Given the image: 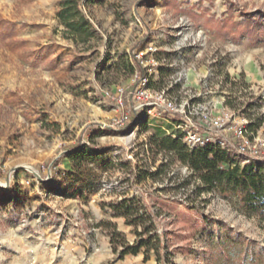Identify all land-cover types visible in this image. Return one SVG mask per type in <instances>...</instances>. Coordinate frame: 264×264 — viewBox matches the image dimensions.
I'll list each match as a JSON object with an SVG mask.
<instances>
[{"label": "rangeland", "instance_id": "obj_1", "mask_svg": "<svg viewBox=\"0 0 264 264\" xmlns=\"http://www.w3.org/2000/svg\"><path fill=\"white\" fill-rule=\"evenodd\" d=\"M59 1L0 0V264H264V220L149 145L181 115L162 105L134 110L142 85L127 68L137 63L156 77L151 44L169 71L150 89L165 87L202 125L222 111L264 118V37L213 27L264 13V0H82L95 34L78 45L58 25ZM116 88L125 90L120 103ZM96 126L108 132L91 143ZM258 134L264 140V123ZM78 143L106 148L100 163L84 166V180L67 172L66 151ZM144 172L151 175L137 184ZM123 198H143L154 215L145 227L154 224L163 241L161 263L155 247L147 260L143 249L115 259L102 223L116 225L117 242L136 238L107 206Z\"/></svg>", "mask_w": 264, "mask_h": 264}, {"label": "trees", "instance_id": "obj_2", "mask_svg": "<svg viewBox=\"0 0 264 264\" xmlns=\"http://www.w3.org/2000/svg\"><path fill=\"white\" fill-rule=\"evenodd\" d=\"M82 0H60L57 5L56 20L58 25L63 26V34L65 37L78 45V43L86 44L95 34V29L90 24L80 9ZM87 3L89 0H83ZM155 0H140L142 5H150ZM243 22H237L232 17L228 16L224 19L217 20L214 29L216 32H221L226 36H233V28L236 27L237 32L241 35L251 36L252 41H259L264 36V13L252 16L249 13L240 12ZM214 25V24H213ZM158 54V53H156ZM157 58V57H156ZM158 59V58H157ZM159 60V59H158ZM158 65L159 73L156 77L148 76L137 63H128L127 68L134 74L137 72L138 82L147 77V87L151 88L152 82L156 80L158 83L162 82L163 73L169 71L167 68ZM165 89V87L157 88V90ZM169 123L171 132L154 134L149 138V145L158 153H163L169 156L173 161L177 159L181 163L188 165L192 171V176H197L201 181L203 188H216L220 194L229 195L234 194L242 206L250 215H256L264 220V162L253 160L247 163H242V157L233 151L224 149L218 144H206L203 148L189 149L183 142V134L173 129L174 121ZM264 123V118L259 117L255 121L247 120L245 128L252 136L256 135L260 127ZM108 130L101 129L96 126L95 130L91 131L90 142L100 134L106 133ZM106 148H93L85 144H76L66 151V159L72 164L71 171H67L70 175L76 177L78 180H84L85 171L84 166L97 165L100 163L102 157L105 155ZM162 171V169L160 170ZM159 171V173H160ZM149 173H141L134 175L137 184L143 183ZM153 175V174H152ZM200 184L196 186V190L200 191ZM90 192L89 188L87 189ZM109 210L112 212V218H122L124 224L127 226H135L134 233L136 234L135 241L131 244L122 241L117 242L121 236L116 225L104 222L105 226L111 229L110 241L114 246L113 253L115 259H122L125 255H136L141 249L144 250L147 260V253L152 247H155V255L159 263L166 259L162 255L164 249L163 241L156 235V232L151 233L150 227L146 226V222L154 221V215L146 204L143 203V198L139 202H134L132 199L123 198L115 200L107 204ZM143 210V211H142ZM204 220L208 222L209 218L204 216ZM139 222L144 225L143 230L137 231V224ZM156 240V245L152 244ZM121 244V249L117 252V245Z\"/></svg>", "mask_w": 264, "mask_h": 264}, {"label": "built area", "instance_id": "obj_3", "mask_svg": "<svg viewBox=\"0 0 264 264\" xmlns=\"http://www.w3.org/2000/svg\"><path fill=\"white\" fill-rule=\"evenodd\" d=\"M156 49L153 45L146 49L149 54L150 61L157 66L160 61L155 57ZM155 68V69H156ZM154 69L148 68V76L153 75ZM137 78V73L134 75ZM147 77H143L139 81L142 88L132 93L137 101L134 110H141L142 108L150 107V110H158L162 108L167 113L180 114L181 117L174 121L173 129L180 131L183 134V142L190 149L203 148L206 144H218L220 147L233 151L242 157V163L258 160L264 162V140L260 139L257 132L252 136L245 128L247 120H240L235 118L234 113L230 111H222L219 116L207 118L208 122L202 125L200 121L196 120L193 113L184 112L182 106H177L174 99L168 98L166 89L153 90L145 87ZM108 96V93H106ZM125 95L123 88H116L115 93L111 98L116 99L119 103ZM232 131V137L223 135L224 131Z\"/></svg>", "mask_w": 264, "mask_h": 264}]
</instances>
